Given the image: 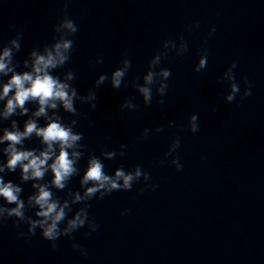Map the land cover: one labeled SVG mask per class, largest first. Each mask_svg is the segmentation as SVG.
<instances>
[{
    "label": "water",
    "instance_id": "water-1",
    "mask_svg": "<svg viewBox=\"0 0 264 264\" xmlns=\"http://www.w3.org/2000/svg\"><path fill=\"white\" fill-rule=\"evenodd\" d=\"M64 4L0 0V45L22 32L21 51L15 56L19 61L33 48L51 44ZM67 14L78 32L70 63L56 74L74 71V86L82 94L99 74H110L124 53L132 62L126 78L130 81L144 74L163 39L183 34L188 42L186 55L172 54L162 62L172 73L163 105L156 103L157 97L144 107L137 97L139 112L120 114V104L136 95L135 90H114L107 83L97 89L94 111L77 103L83 115L76 130L84 133L87 146L81 174L88 153L99 156L104 145L119 150L125 144L126 155L104 161L105 171L142 164L158 188L141 193V181L132 191L90 201L89 216L100 225L98 231L85 236L83 228L73 234L74 240L61 237L55 251L39 230L29 243L17 237L18 230L8 221L0 225V264H264V0H70ZM196 20L199 27L187 31L185 26ZM212 25L217 31L208 37ZM205 42L208 65L197 74V51ZM98 57L103 63H96ZM233 61L241 91L243 76L253 87L250 97L229 104L223 100L227 89L217 80ZM193 113L199 116L196 134L182 127ZM61 114L65 120L74 118ZM18 119L22 129L27 117ZM169 120L177 127L168 128ZM161 124L163 133L137 141L143 128ZM177 136L181 172L158 163ZM25 145L38 147L39 142ZM5 179L19 183V170ZM22 187L25 197L33 191L30 183ZM68 188L80 190L78 176ZM56 195L64 198L63 192ZM80 206L74 205L73 212ZM126 208L131 214L122 215ZM19 231L26 232V226ZM72 243L87 249V258Z\"/></svg>",
    "mask_w": 264,
    "mask_h": 264
},
{
    "label": "clouds",
    "instance_id": "clouds-1",
    "mask_svg": "<svg viewBox=\"0 0 264 264\" xmlns=\"http://www.w3.org/2000/svg\"><path fill=\"white\" fill-rule=\"evenodd\" d=\"M69 2L70 0H65L63 17L53 27L51 44L33 48L26 58L19 61L15 56L21 51L22 32L17 31L14 38L0 45V200L3 201L0 203V225L11 221L18 230L17 237L29 243L39 230L40 236L49 242L53 251L58 248L57 241L61 237L74 240L73 234L83 228H87L85 236L98 231L100 225L89 216L90 201L103 200L117 191H132L133 186L141 181L144 182V186L139 189L141 193L155 192L158 188L152 182L150 172L142 164H136L129 169L120 165L112 174L105 171L104 161L126 155L128 145L125 144H121L119 150L109 149L104 145L99 156L88 153L86 167L81 174L79 164L86 157L87 146L83 143L84 133L76 130L83 115L78 110L77 103L87 105L89 110L94 111L98 103L97 89L107 83L114 90L121 87L135 90L136 95L125 97L120 104V114L126 111L139 112L141 105L136 102L137 97L142 100L144 107L151 106L157 97L156 103L163 105L172 73L171 69L162 67V62L172 54L183 57L189 51L183 34L163 39L160 48L149 60L144 74L130 81L126 78L132 62L124 53L119 65L110 74H99L92 87L82 94L74 86V71L67 70L56 74L58 69H63L70 63L74 47L73 37L78 32L77 24L67 14ZM11 27L15 28V25ZM198 27V20L185 26L187 31ZM216 31V26L212 25L208 37L214 36ZM197 55L199 59L193 71L199 74L208 65L206 42L198 49ZM96 63H103V58L98 57ZM236 68L237 63L231 62L217 80L221 89H227L223 95L225 103H240L252 95L253 85L247 76L241 78L244 85L241 91ZM62 112L74 118L65 120ZM20 117H27L23 121L22 129L18 119ZM5 122L7 126H2ZM167 127H177L176 122L169 120ZM182 127L193 134L198 133V113L191 114ZM164 131L163 124L154 128L145 127L137 141H146L154 134ZM33 139L39 142V146L27 147L25 141ZM135 146L134 143L133 147ZM180 149L181 140L177 136L172 139L163 159L158 163L169 164L177 172L183 171ZM17 170L19 183L5 179L9 173H16ZM49 176L50 179H46ZM77 176L80 190L74 191L68 185ZM27 183L31 184L33 191L25 197L22 185ZM57 192H63L64 198L57 196ZM74 205L81 206L73 212ZM121 214L129 215L131 209L126 208ZM24 226L27 231H19ZM71 247L87 258V249L77 243H72Z\"/></svg>",
    "mask_w": 264,
    "mask_h": 264
}]
</instances>
